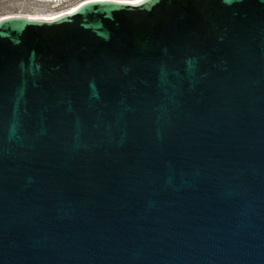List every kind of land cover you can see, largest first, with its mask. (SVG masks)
I'll list each match as a JSON object with an SVG mask.
<instances>
[{
  "label": "water",
  "instance_id": "water-1",
  "mask_svg": "<svg viewBox=\"0 0 264 264\" xmlns=\"http://www.w3.org/2000/svg\"><path fill=\"white\" fill-rule=\"evenodd\" d=\"M0 264H264V0L0 17Z\"/></svg>",
  "mask_w": 264,
  "mask_h": 264
},
{
  "label": "rangeland",
  "instance_id": "rangeland-1",
  "mask_svg": "<svg viewBox=\"0 0 264 264\" xmlns=\"http://www.w3.org/2000/svg\"><path fill=\"white\" fill-rule=\"evenodd\" d=\"M85 0H0V17L5 15H27V16H52L64 12ZM61 12V13H62Z\"/></svg>",
  "mask_w": 264,
  "mask_h": 264
},
{
  "label": "bare ground",
  "instance_id": "bare-ground-1",
  "mask_svg": "<svg viewBox=\"0 0 264 264\" xmlns=\"http://www.w3.org/2000/svg\"><path fill=\"white\" fill-rule=\"evenodd\" d=\"M43 1H50V0H43ZM51 1H59V0H51ZM62 1V0H61ZM133 1H138V0H133ZM77 4H75L73 7H75ZM73 7H69V9H67V11H70L71 9H73ZM67 11H64V12H67ZM62 12V11H61ZM61 12L57 13V14H53L52 16H46L47 18H52V17H56L57 15H60ZM62 12V13H64ZM27 16V15H26Z\"/></svg>",
  "mask_w": 264,
  "mask_h": 264
}]
</instances>
